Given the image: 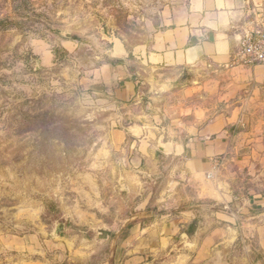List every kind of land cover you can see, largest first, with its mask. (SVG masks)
<instances>
[{"label": "rangeland", "instance_id": "obj_1", "mask_svg": "<svg viewBox=\"0 0 264 264\" xmlns=\"http://www.w3.org/2000/svg\"><path fill=\"white\" fill-rule=\"evenodd\" d=\"M175 1L0 0V264L50 247L56 224L66 225L63 233L87 232L75 222L90 213L111 225L117 205L130 207L123 185L129 153L114 134L133 114L147 118L149 90L140 89L135 111L106 98L90 71L107 61L114 42L128 55L149 42ZM239 66L207 62L168 93L232 119L228 150L212 177L201 179L216 198L188 194L174 202L195 210L204 229V247L188 264H264V88L241 85L230 72ZM150 112L165 128L166 112Z\"/></svg>", "mask_w": 264, "mask_h": 264}, {"label": "crops", "instance_id": "obj_2", "mask_svg": "<svg viewBox=\"0 0 264 264\" xmlns=\"http://www.w3.org/2000/svg\"><path fill=\"white\" fill-rule=\"evenodd\" d=\"M260 15H264V0H176L163 12L149 42L127 48L133 60H114V42L113 49L106 51L107 61L90 71L97 89L112 102L135 111L142 105L136 101L140 89L147 88L150 96L142 106L147 118L133 114L130 127L114 134L115 144L129 153L123 185L130 207L121 210L117 205L112 214L118 219L111 225L104 221L97 224L96 215L89 213L84 221L75 222L77 228H86L87 232L67 229L59 237L52 236L47 244L50 247L42 249V243L36 248L38 254L23 256L18 264H188L194 260V254L204 247V229L195 224L190 236L188 230L197 212L189 207L180 210L174 202L183 201L188 194L216 198L217 193L207 189L201 179L211 173L216 158L228 150L232 119L212 114L199 102L193 106L191 100L184 103L168 93L175 82L202 64L234 66L231 55L240 33ZM62 45L72 51L69 44ZM240 66L230 72L240 75L241 85L264 88V65ZM149 110L166 112L169 122L165 128L157 126ZM160 138L172 144V154L158 151ZM130 210L152 211L154 215L129 225L113 246L122 225L119 218L123 216L124 222ZM100 227L112 232L109 240L94 238L92 229ZM184 233L190 237L188 247L180 245ZM49 251L45 257L44 252Z\"/></svg>", "mask_w": 264, "mask_h": 264}, {"label": "built area", "instance_id": "obj_3", "mask_svg": "<svg viewBox=\"0 0 264 264\" xmlns=\"http://www.w3.org/2000/svg\"><path fill=\"white\" fill-rule=\"evenodd\" d=\"M252 24L240 33L238 44L231 60L234 65H264V15L250 22ZM209 178L212 173H209Z\"/></svg>", "mask_w": 264, "mask_h": 264}, {"label": "water", "instance_id": "obj_4", "mask_svg": "<svg viewBox=\"0 0 264 264\" xmlns=\"http://www.w3.org/2000/svg\"><path fill=\"white\" fill-rule=\"evenodd\" d=\"M117 49L114 54L115 59H125L128 58V53L126 49L121 45L116 43ZM158 151L164 155H170L173 153V147L170 142L163 143L162 138H160L158 142ZM154 213L152 211H141L132 213L128 219L124 222V224L121 226V229L115 234L114 240H113V246H115L116 241L118 237L124 232V230L131 225L132 223L136 221L146 220L149 218H152ZM66 229V225L64 223H59L55 225V229L53 232L54 237H59ZM92 232L94 234V238L100 242H104L110 239V236L112 232L105 227L100 228H94L92 229ZM190 243V237L188 234L184 233L180 237V245H186Z\"/></svg>", "mask_w": 264, "mask_h": 264}, {"label": "trees", "instance_id": "obj_5", "mask_svg": "<svg viewBox=\"0 0 264 264\" xmlns=\"http://www.w3.org/2000/svg\"><path fill=\"white\" fill-rule=\"evenodd\" d=\"M194 227H195V222L194 223H192L191 224V227H190V229H189V235L191 236L192 234H193V232H194Z\"/></svg>", "mask_w": 264, "mask_h": 264}]
</instances>
